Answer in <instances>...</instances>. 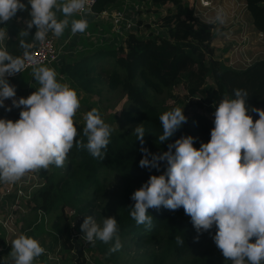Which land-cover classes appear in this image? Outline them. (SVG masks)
I'll return each mask as SVG.
<instances>
[{"label": "clouds", "instance_id": "1", "mask_svg": "<svg viewBox=\"0 0 264 264\" xmlns=\"http://www.w3.org/2000/svg\"><path fill=\"white\" fill-rule=\"evenodd\" d=\"M18 11H28L26 27L19 32L21 55L0 47V108L11 99L6 111L19 108V119L0 118V182L15 183L26 174L51 165L63 167L73 147L86 149L93 158L103 160L114 129L100 112L92 108L84 116V140H77L74 121L80 108L77 91L57 78L55 70L42 66L32 55L36 43L44 46L47 36L82 34L93 15L90 0H0V24L7 25ZM59 14V15H58ZM77 15L80 18H75ZM227 15L216 10L212 23L223 25ZM36 31L32 42L26 38ZM7 27H0V44L8 39ZM31 66L38 84L26 97L17 98V89L8 77ZM248 93L235 89L214 102V127L210 140L195 146V137L181 135L167 150L151 153L145 144V128L138 125L134 134L140 141L141 168H163L152 174L131 196L130 215L137 224L152 227L149 208L175 211L183 208L198 234L216 228L213 237L225 261L231 264H264V108L249 107ZM250 112L258 113L254 119ZM184 107L176 106L159 116L162 134L159 144L170 140L187 122ZM82 238L111 243L110 252L119 251L122 242L115 216L101 222L89 215L81 224ZM199 235L195 237L198 241ZM178 245L184 240L176 237ZM2 264H37L45 249L27 234L17 235Z\"/></svg>", "mask_w": 264, "mask_h": 264}, {"label": "trees", "instance_id": "2", "mask_svg": "<svg viewBox=\"0 0 264 264\" xmlns=\"http://www.w3.org/2000/svg\"><path fill=\"white\" fill-rule=\"evenodd\" d=\"M117 1L97 0L94 10L102 12ZM147 1V11L153 14H159L160 8L167 6L155 21L167 35L151 30L144 36L131 30L116 48L99 47L79 61L62 62L61 72L68 74L84 91L95 93L100 91L99 74L95 71L103 67L109 87L122 88L133 103V108L124 114L129 120L143 125L146 131L143 146L151 153L166 151L169 143L181 135H192L199 142L209 141L214 127V102H219L225 94L233 95L237 88L247 91L249 107L264 108V57L246 67H229L217 57V47L213 45L214 24L196 15L189 3L184 0ZM22 2L27 3V0ZM246 3L255 27L264 33V0H246ZM20 17L23 24L19 22ZM29 18L28 11H18L7 25L0 24V27H7L9 33L5 45L2 43L0 47L6 46L10 53L21 55L23 50L19 47L21 37L18 35ZM138 24L151 27L144 20ZM35 31L33 27L26 38L29 42H32ZM208 76L213 78L212 83H208ZM8 79L17 89V98L27 96L19 76ZM180 81L185 82L187 93L175 96L179 104H164L157 95H173V88ZM193 96L201 99L194 100ZM176 106L184 107L187 122L170 140L159 144L157 139L162 134L159 116ZM20 110L12 109L13 120L19 119ZM250 114L254 119L259 118L258 113ZM74 121L78 129L77 140L86 143L84 123ZM141 147L133 131L115 129L103 160L93 158L86 149L73 147L63 167L51 165L48 169L37 170L42 181L28 200V212H35V218L29 221L31 234L45 231L44 219L36 222L39 213L61 212L62 226L55 228L60 249L70 257L71 264H90L82 238L83 222L78 219L97 213L102 217L99 216L97 222L115 216L122 242V248L116 252L109 251L111 243L97 240L92 245L108 264H231L225 261L214 242L216 228L198 234L182 207L175 211L163 206L149 208L148 213L153 217L150 229L137 224L131 217L129 206L135 203L131 199L134 191L152 174L163 171V168L140 167L144 155ZM112 194H116V199L111 202L109 195ZM75 225L82 234L76 232ZM197 235L200 236L198 241L195 239ZM177 236L184 240L183 245L177 244ZM134 244L139 246V251L132 257L128 250Z\"/></svg>", "mask_w": 264, "mask_h": 264}, {"label": "rangeland", "instance_id": "3", "mask_svg": "<svg viewBox=\"0 0 264 264\" xmlns=\"http://www.w3.org/2000/svg\"><path fill=\"white\" fill-rule=\"evenodd\" d=\"M184 1L194 8L196 15L208 22H212L217 9H224L227 15L226 23L223 25L213 23V30L216 34L213 45L217 47V57L225 65L234 68H242L246 67L254 60L264 57V33L255 27L252 14L247 9L246 0H209L210 3L208 5L203 4L201 0ZM148 4L149 1L147 0H118L102 12H95V15L88 16L89 25L87 30L82 34L78 33L76 35H72L70 30H65L63 36H61L63 38V43L58 46L60 58L54 62L42 65L53 68L59 80L69 83L77 91L80 99V108L77 110L74 119L79 123H84L83 116L92 108H96L99 110L105 122L114 130L127 129L134 131L138 125H141L139 121L129 120L127 116H125L124 112L133 108V103L128 99L122 88L112 89L109 87L108 76L107 73L104 72L103 67H98L95 71L99 74L97 77L99 78L98 89L100 90L95 93H88L78 87L68 74L61 72V68L62 62L74 63L79 61L83 56L93 50L92 48H96L94 47L95 45L100 44L103 48H106L107 44H110L111 46L116 45L117 47L127 35L128 30H134L135 25H137L135 29L137 33L144 36H147L151 30L167 35V32L155 23L156 17L164 13L167 6L160 8L159 14H153L147 11ZM127 6L129 10L131 9L128 14L131 15L129 20H132V22L130 23L127 19H121V16H118V29L120 31H116L114 21L111 22L109 20L108 22L106 18H114L120 11H124ZM75 18H80V16L77 15ZM140 20L150 23L151 27L138 24ZM102 43H104L105 46ZM116 47L114 46V48ZM16 76H19V80L27 96L36 90L35 87H38L32 75V69L26 72L23 71V73H18ZM207 80L208 83L213 82L211 76H208ZM186 93V84L184 81H180L174 86L173 95L158 94L157 96L164 104L176 105L179 103L175 96L177 94L183 96ZM189 99H187L186 102ZM192 99L200 100L201 97L193 96ZM10 104L11 99L5 102L4 108H0V118H13L11 114L12 111H6V106ZM182 106L184 105H181V107ZM194 142L196 147H200L202 143L197 140ZM32 172L37 174L36 171ZM41 180L42 178L39 175L36 179H30V181L34 183H39ZM14 197L15 196L11 194L12 202L15 201ZM109 199L111 202L114 201L116 199V194L109 195ZM22 201L24 211L17 213V220H14L13 223L9 222L13 230L9 233H4V237L0 236V246L7 244V242L9 243L8 249L4 252V256L11 251L10 242L17 235L24 233L36 238L45 249L44 254L38 258L39 261L37 264H71L70 257L65 252H62L58 241H56L55 228L62 226L63 223L61 212L57 211L46 215L39 213L36 216V222L44 219L43 224L45 231L31 234L32 231L30 230L29 221L35 218V212H28V202L24 201V199ZM68 212L69 214L72 213L70 209H68ZM5 213L6 210H3L1 215ZM96 214L97 213H94V215L86 214L78 220L79 222H83L86 216L89 215L97 220L100 215L97 214L98 216H96ZM31 225L34 226L35 224ZM1 227L2 224L0 222V228ZM75 229L76 232L82 234L78 231V226L75 225ZM6 237H8V239H6ZM85 245L90 264H108L92 246L93 244L85 241ZM138 251L139 246L137 244L130 246L128 250L132 257L138 255Z\"/></svg>", "mask_w": 264, "mask_h": 264}, {"label": "built area", "instance_id": "4", "mask_svg": "<svg viewBox=\"0 0 264 264\" xmlns=\"http://www.w3.org/2000/svg\"><path fill=\"white\" fill-rule=\"evenodd\" d=\"M97 0H90V5L92 8V11L95 15L94 5ZM203 4L208 5L210 3L209 0H201ZM131 11V9L127 8L124 9V11H120L114 18V25L116 31H120L118 29V16H121V19L125 18L128 20V22H132V20H129L131 18V15L128 14V12ZM137 25H135L134 30L136 29ZM131 31L130 29L128 32ZM263 33V32H262ZM126 37V36H125ZM32 55L36 61H38L41 65L48 64L50 62H54L60 58V50L57 45V41L55 37L52 34H49L47 36V42L44 46L37 45L33 47L32 49ZM31 68V66L26 67V69ZM27 178H22L20 181L15 183H4L5 184V193L6 194H12V191L14 187L16 186L17 189V199L13 201L11 206L8 208L7 212L5 213V220L3 221L4 227L8 229H12V225L9 222H12L14 220H17V213L20 211H23L22 206V200L28 202L32 198L33 193L37 189V187L40 185L41 181L39 183L31 182L30 179L37 178V175L33 172H29L26 174ZM14 193V191H13ZM5 250L4 246H0V258L2 256L3 251Z\"/></svg>", "mask_w": 264, "mask_h": 264}, {"label": "crops", "instance_id": "5", "mask_svg": "<svg viewBox=\"0 0 264 264\" xmlns=\"http://www.w3.org/2000/svg\"><path fill=\"white\" fill-rule=\"evenodd\" d=\"M121 1H124V0H121ZM115 18V17H114ZM114 18H111V19H108V18H106V20H108V22H109V20L111 21V22H113L114 21ZM23 21V18H21L20 17V23H24V22H22ZM88 25H89V23H88ZM7 33H8V31H7ZM49 34H52V33H49ZM53 35V34H52ZM8 36H9V33H8ZM54 36V35H53ZM55 37V36H54ZM55 39H56V41H57V45L58 46H60V44H62L63 42V38L62 37H55ZM7 40V39H6ZM6 40L3 42V44L5 45V43H6ZM99 42V41H98ZM104 42V41H103ZM92 43V42H91ZM90 43V44H91ZM103 45H104V43H102ZM105 46V45H104ZM108 46H111L110 44H107V47ZM115 47H116V45H114ZM114 46H111V47H114ZM94 47H96V48H99V47H103V46H101L100 44H98V45H95ZM96 48H92V49H96ZM30 69H32V68H29V69H25L24 70V72H26L27 70H30ZM16 76V75H15ZM37 176L39 175V174H36ZM25 178H27V176L25 177ZM42 181V180H41ZM13 191H14V193H13ZM13 191H12V195H14L15 197H14V199H17V197H18V195H17V189H16V186L14 187V189H13ZM13 202H12V199H11V194H6L5 193V184L4 183H2V182H0V222H1V224H2V227L0 228V236L1 237H4V233H9L11 230H13V229H8V228H6V227H4V224H3V221L5 220V214H3V215H1L2 213H3V210H6V212H7V210H8V208L11 206V204H12ZM23 211H24V208H23ZM22 212V211H21ZM18 213H20V211L18 212ZM6 239H8V237H6ZM1 246H4L5 247V250L3 251V253H2V256H1V258H0V264H2V257H4V252L8 249V247H9V243L7 242V244H5V245H1ZM39 261V260H38ZM38 263V262H37Z\"/></svg>", "mask_w": 264, "mask_h": 264}]
</instances>
